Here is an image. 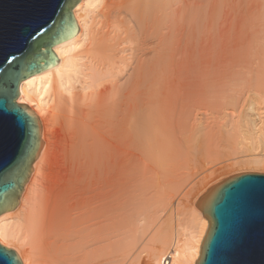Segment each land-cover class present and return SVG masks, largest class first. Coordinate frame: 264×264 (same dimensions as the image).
Masks as SVG:
<instances>
[{
	"label": "bare ground",
	"instance_id": "6f19581e",
	"mask_svg": "<svg viewBox=\"0 0 264 264\" xmlns=\"http://www.w3.org/2000/svg\"><path fill=\"white\" fill-rule=\"evenodd\" d=\"M73 12L59 62L20 84L45 143L0 214V243L23 264H122L117 233L141 240V264H195L208 228L197 200L264 170V0H80ZM192 163L202 176L179 199L184 219L158 225L152 198Z\"/></svg>",
	"mask_w": 264,
	"mask_h": 264
},
{
	"label": "water",
	"instance_id": "95a60500",
	"mask_svg": "<svg viewBox=\"0 0 264 264\" xmlns=\"http://www.w3.org/2000/svg\"><path fill=\"white\" fill-rule=\"evenodd\" d=\"M80 0H0V214L20 202L44 141L34 111L19 103L21 82L57 64L53 47L79 27ZM245 178H252L240 183ZM208 219L195 264H264V173L240 172L196 202ZM23 264L0 243V264Z\"/></svg>",
	"mask_w": 264,
	"mask_h": 264
},
{
	"label": "rangeland",
	"instance_id": "374dc122",
	"mask_svg": "<svg viewBox=\"0 0 264 264\" xmlns=\"http://www.w3.org/2000/svg\"><path fill=\"white\" fill-rule=\"evenodd\" d=\"M234 32L233 30H231V33ZM263 148H259V151H263L262 150ZM247 150V149H246ZM258 151V152H259ZM222 153L221 155H218V156H214L210 159H207V166H219L221 163H224L226 162V159L229 157H240V156H248L250 155L251 153H253L252 151L249 152V151H241L240 153ZM250 153V154H249ZM243 154V155H242ZM194 164H189V165H184V166H181L179 169V172H185L186 176V181L184 182V178H183V182L181 184H178V185H166L165 187L163 188H160L158 189V191L155 193V197L152 198L151 202H152V213L154 214V219L155 221L159 224L165 222V221H168L170 223L173 224V226L175 227L177 222L178 221H181L184 219V209H183V205L180 204L179 202V199L184 191V189L187 187V185L189 186L191 183H194L195 181H197L198 179L197 178H200L202 176V174H200L201 172L198 171L197 173H199V175L197 173H193L192 170L194 169V167L192 168L191 166ZM252 166V165H250ZM256 167V166H254ZM194 171V170H193ZM263 172L264 173V170H260V169H244L242 171H239L237 173H240V172ZM192 172V174H191ZM236 173V172H235ZM235 173H231L229 175H232V174H235ZM184 174V175H185ZM197 174L196 176L197 177H194V175ZM229 175H226V176H229ZM200 176V177H199ZM195 180V181H193ZM190 183V184H188ZM195 207L200 210L196 205ZM183 212V213H182ZM207 219V218H206ZM208 221V219H207ZM209 225V223H208ZM113 236V240H115L116 242L119 241V243H122V244H119L118 248H119V255L120 257H125L124 260H121V263L124 264H129L130 261H132V259H134L135 257L138 256L139 260H138V264H141V262L144 260V256L146 254L145 252V247H144V244L141 243V240L139 239L138 241H135V240H132V241H128V240H123V236L122 234H118L115 233V236H114V233L111 234V237ZM128 241L127 243H124ZM2 244V243H1ZM4 245V244H2ZM5 246V245H4ZM8 247V246H6ZM11 248V247H9ZM14 249V248H12ZM15 250V249H14ZM169 251V250H168ZM167 251V252H168ZM112 264V263H111ZM114 264V263H113Z\"/></svg>",
	"mask_w": 264,
	"mask_h": 264
},
{
	"label": "built area",
	"instance_id": "2783aa9c",
	"mask_svg": "<svg viewBox=\"0 0 264 264\" xmlns=\"http://www.w3.org/2000/svg\"><path fill=\"white\" fill-rule=\"evenodd\" d=\"M171 260H172V257H171L170 254H168V255H166V256L163 258V260H162V264H170Z\"/></svg>",
	"mask_w": 264,
	"mask_h": 264
},
{
	"label": "snow or ice",
	"instance_id": "6c2138e0",
	"mask_svg": "<svg viewBox=\"0 0 264 264\" xmlns=\"http://www.w3.org/2000/svg\"><path fill=\"white\" fill-rule=\"evenodd\" d=\"M249 179H252V178H245L243 181H241L240 183H244V182H246L247 180H249ZM3 264H14V262L13 261H11V260H4L3 261Z\"/></svg>",
	"mask_w": 264,
	"mask_h": 264
}]
</instances>
